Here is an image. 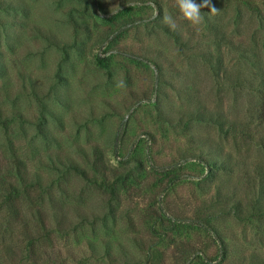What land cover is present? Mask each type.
Here are the masks:
<instances>
[{
  "label": "rangeland",
  "instance_id": "1",
  "mask_svg": "<svg viewBox=\"0 0 264 264\" xmlns=\"http://www.w3.org/2000/svg\"><path fill=\"white\" fill-rule=\"evenodd\" d=\"M210 3L0 0V264H264V0Z\"/></svg>",
  "mask_w": 264,
  "mask_h": 264
},
{
  "label": "clouds",
  "instance_id": "2",
  "mask_svg": "<svg viewBox=\"0 0 264 264\" xmlns=\"http://www.w3.org/2000/svg\"><path fill=\"white\" fill-rule=\"evenodd\" d=\"M177 4L183 17L188 20L192 25H199L203 21V15L201 13L202 7H208L211 12L217 11L216 7L212 6L210 0H203V3H197L196 0H177ZM158 15V10L156 12ZM164 22L169 25L170 28L175 29L176 24L171 17H165ZM113 167L118 166V160L111 159L109 161Z\"/></svg>",
  "mask_w": 264,
  "mask_h": 264
},
{
  "label": "trees",
  "instance_id": "3",
  "mask_svg": "<svg viewBox=\"0 0 264 264\" xmlns=\"http://www.w3.org/2000/svg\"><path fill=\"white\" fill-rule=\"evenodd\" d=\"M10 197V196H9ZM9 197L6 198V204L9 209V212L12 214L14 218L20 219L21 212L17 206L16 201H12Z\"/></svg>",
  "mask_w": 264,
  "mask_h": 264
}]
</instances>
